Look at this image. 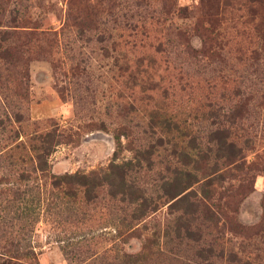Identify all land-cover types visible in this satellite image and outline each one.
<instances>
[{"label": "rangeland", "instance_id": "obj_1", "mask_svg": "<svg viewBox=\"0 0 264 264\" xmlns=\"http://www.w3.org/2000/svg\"><path fill=\"white\" fill-rule=\"evenodd\" d=\"M224 2L0 0V30L9 36L0 41L1 258L17 264H194L204 263L194 252L208 242L213 264H233L228 260L232 253L250 264H264V98L259 91L245 105L244 125L251 138L242 152L245 162L214 188L212 201L219 208L212 220H196L201 221L196 222L198 242L173 238L170 228L164 242H148L153 224L171 223L164 204L135 227L116 229L104 197L87 207L62 206L50 185L51 174L89 171L132 157V148L151 137L142 132L149 109L160 106L185 117L192 131L204 133L195 101L204 79L219 69L238 75L245 85L254 77L251 58L239 59L236 50L246 45L249 24H240L238 11ZM242 2L237 0L240 7ZM222 13L227 17L220 26L231 31L235 23L239 31L221 41L228 49L226 62L217 59L223 50L214 60L202 55L205 35L198 27L191 29L202 17L206 25L212 14ZM129 22L143 24L147 32L135 47L124 40ZM178 29L183 34L177 35ZM157 40L164 50H152ZM138 57L140 64H135ZM259 68L264 73V63ZM255 85L263 91L264 80ZM161 87L167 89L164 94ZM126 129L129 135L122 133ZM52 134L55 142L49 143L48 168L42 172V141ZM161 152L150 169L141 171L145 193L152 192V179L161 169ZM113 213L124 217L126 211ZM24 251L29 255L10 258Z\"/></svg>", "mask_w": 264, "mask_h": 264}, {"label": "trees", "instance_id": "obj_2", "mask_svg": "<svg viewBox=\"0 0 264 264\" xmlns=\"http://www.w3.org/2000/svg\"><path fill=\"white\" fill-rule=\"evenodd\" d=\"M207 1L205 0V2ZM224 3V7L228 6L235 12L238 11L235 18L239 19L240 24H249L246 45L237 46L236 50L239 59L251 58L248 66H253L250 71L254 77L245 85L243 79L238 78V75L228 76L224 69L223 71L219 69L220 73H212L207 76L208 79H204L203 93L198 99H195L196 109H201L199 117L204 132L201 134L197 130L198 133L192 131V127L189 128L185 117L180 119L174 113L158 109L160 106L149 109L147 121L142 126V132H147L151 137L132 148V157L121 163L111 161L105 167L89 171L76 170L60 175L51 174L50 185L57 192L56 198L60 200L58 204L64 206L70 202V205H85L87 207L95 201H101L104 197L106 201L104 205L111 212L110 223L116 229L135 227L141 219L150 216L164 204L166 213L172 214L171 223L163 219L162 223L153 224L147 236L150 244L158 245L164 242L163 238L168 234L169 228L173 233V238L178 240L184 238L198 242L201 239L198 225L201 221L196 220L201 218L205 221L212 220L219 208L212 201L214 188L225 173L232 174L239 170L245 162L242 152L251 141L248 128L244 125V120L249 114L245 105L249 98L253 97V91L260 92L261 101L264 98V89L262 91L255 85L256 82L264 80V73L259 68V65L264 63V0H243L240 3L242 7L239 6L237 0H225ZM209 6L213 7L214 5L209 4ZM224 7H222V11ZM162 10L159 8L156 12L161 15ZM164 11L167 10L164 9ZM226 17L227 15L223 13L222 15L212 14L206 25L202 24V17L191 27L195 31L200 28L201 34L205 35L207 44H205L204 50H200L201 54L212 58L213 55L219 53L218 50H223L224 55L217 59L219 61L223 59L224 62L228 56V49L223 48L226 43L221 44V41L228 42L232 36L237 37L239 32L234 30L235 23L229 26L232 28L231 31L220 26ZM233 31L234 33H232ZM7 32V30H0V41L9 37ZM175 33L181 35L183 30L178 29ZM125 36V44L135 47L138 43L141 44L143 36H147V32L143 24L129 22L126 25ZM152 50L155 52L164 50L162 41L157 40ZM149 58H151V54ZM138 59L139 57L134 61L135 64L139 63ZM226 84L230 85L228 90L225 87ZM218 85L221 86L219 89ZM166 91L165 87H161L160 93L164 94ZM226 96L234 97V103L225 102L223 98ZM146 97L151 96L147 95ZM186 115L190 114L186 113ZM50 132L51 130L47 131L48 134ZM124 132L129 135V130L126 129L122 133ZM53 136L52 134L49 140L42 141L44 142L42 165H39L42 172L48 168L46 153L50 151L52 144H49L50 141L55 142ZM160 150L161 153H164L161 159H157V162L161 164V169L156 171V177L152 179V192L145 193L146 187L142 181L141 171L152 167L153 157ZM101 191L104 192L100 193ZM45 202L47 204L48 200ZM115 209L121 212L126 211L125 216L115 215L113 213ZM191 233H196V236L192 237ZM206 243V245L198 246L194 252L195 256L204 260V263H200L198 260L194 264H213L208 256L215 255V253L212 252V246L208 242ZM197 244L199 245V243ZM29 252L10 254V258H22L29 255ZM232 254L234 258L228 260L233 264L238 262L250 264L246 259L241 260L235 253ZM1 257L0 264H17L16 261Z\"/></svg>", "mask_w": 264, "mask_h": 264}]
</instances>
